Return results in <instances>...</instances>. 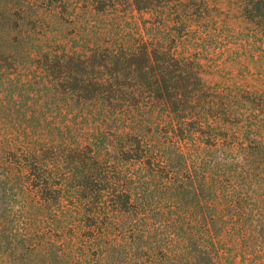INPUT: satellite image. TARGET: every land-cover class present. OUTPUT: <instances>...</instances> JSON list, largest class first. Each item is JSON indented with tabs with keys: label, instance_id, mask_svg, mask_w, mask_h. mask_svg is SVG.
Here are the masks:
<instances>
[{
	"label": "trees",
	"instance_id": "16d2710c",
	"mask_svg": "<svg viewBox=\"0 0 264 264\" xmlns=\"http://www.w3.org/2000/svg\"><path fill=\"white\" fill-rule=\"evenodd\" d=\"M88 1L116 8L115 0ZM126 1L139 19L116 14L76 46L41 51L49 75L72 76L55 85L125 113L111 117L117 146L87 136L81 147L59 127L0 144V193L9 202L0 207L1 264H264V220L241 207L253 173L212 154L216 122L189 126L218 109L237 111V97L216 100L202 83L200 53L224 44L233 61L264 53V0H225L227 14L184 0L150 21L143 14L153 0ZM230 20L249 28L236 32ZM10 164L25 167L27 180ZM73 193L77 202L62 206Z\"/></svg>",
	"mask_w": 264,
	"mask_h": 264
},
{
	"label": "rangeland",
	"instance_id": "374dc122",
	"mask_svg": "<svg viewBox=\"0 0 264 264\" xmlns=\"http://www.w3.org/2000/svg\"><path fill=\"white\" fill-rule=\"evenodd\" d=\"M115 1L116 8L111 2H106L105 7L88 0H0V144L4 145L8 140H23L32 131L42 135L49 128L56 127L57 131L59 127L66 137H70L71 132L81 137V147L87 144V136H102L103 140H112L113 146H117L113 142L116 123L111 117L125 112L118 111L116 107V112L112 114L100 99L82 103L71 94L68 85H55L57 77L60 83H65L66 77L72 76L49 75L42 54L82 43L81 37L86 32L110 26L116 14L130 20L133 13L139 19L137 12L129 5L131 1ZM153 1L148 12L143 14V18L149 21L151 14L173 13L179 3L184 2ZM207 2L211 9L227 14L225 0ZM221 20L217 18L218 26H221ZM227 25L236 32L249 28L239 20H230ZM205 28L199 27L201 30ZM206 29L213 33L214 23H209ZM230 47L231 50L235 49L234 46ZM228 48L224 44L207 55L200 53L203 64L201 79L206 88L212 89L216 100L237 97V111L226 115L222 109H218L200 120L198 116L193 117L189 126L190 129H197L200 122L203 125L207 120L216 122L217 133L221 137L212 143V154L217 159L230 161L232 171L253 173L251 179L244 175L255 186H252V194L243 196L241 207L250 219L264 220V53H257L253 61L245 58L233 61L228 58ZM196 142L199 140L196 139ZM102 147L103 153H111L109 145ZM8 164L5 161L3 165ZM8 168L10 173L27 180L25 167L10 164ZM237 182L241 185V178ZM224 185L227 186L228 182L224 181ZM30 188L28 186L26 191L37 197ZM76 194H64L62 206L76 203ZM5 198L0 193V207L9 204ZM240 261L239 257L237 263Z\"/></svg>",
	"mask_w": 264,
	"mask_h": 264
}]
</instances>
